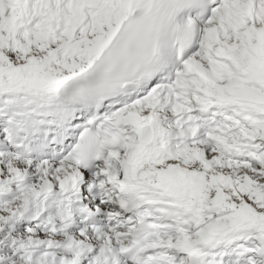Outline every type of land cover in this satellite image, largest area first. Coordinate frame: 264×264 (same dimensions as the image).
Segmentation results:
<instances>
[{"label":"snow or ice","instance_id":"snow-or-ice-1","mask_svg":"<svg viewBox=\"0 0 264 264\" xmlns=\"http://www.w3.org/2000/svg\"><path fill=\"white\" fill-rule=\"evenodd\" d=\"M0 264H264V0H0Z\"/></svg>","mask_w":264,"mask_h":264}]
</instances>
